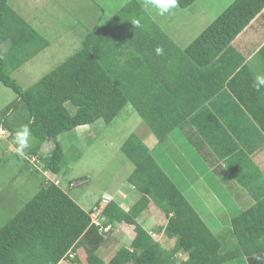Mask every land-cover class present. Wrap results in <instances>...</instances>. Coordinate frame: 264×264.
<instances>
[{"label":"trees","instance_id":"trees-1","mask_svg":"<svg viewBox=\"0 0 264 264\" xmlns=\"http://www.w3.org/2000/svg\"><path fill=\"white\" fill-rule=\"evenodd\" d=\"M9 1L0 0V83L16 96L0 110V129L8 131L0 140H13L26 126L35 139L28 156L43 165L41 174L69 170L62 133L99 119L110 123L126 104L157 145H181L196 156L179 152L176 158L171 151L168 164L161 160L165 150L155 155L131 133L121 149L133 164L127 191L139 196L125 207L109 201L98 224L90 213L102 195L83 208L61 180L42 174L35 194L0 227V264H226L238 257L264 264V86H255L264 76V29L257 18L264 0H234L184 47L129 3L88 30L71 56L27 88L10 73L49 41ZM137 19L141 27L134 26ZM46 141L54 147L41 155ZM193 160L206 168L217 203L199 197L195 185L189 196L183 189L195 178ZM86 177L70 179L69 187ZM207 203L224 216L216 218L218 209ZM149 204L158 212L147 227L139 217ZM128 226L134 234L126 245L120 239ZM116 245L106 259L98 253Z\"/></svg>","mask_w":264,"mask_h":264},{"label":"rangeland","instance_id":"rangeland-1","mask_svg":"<svg viewBox=\"0 0 264 264\" xmlns=\"http://www.w3.org/2000/svg\"><path fill=\"white\" fill-rule=\"evenodd\" d=\"M233 1L195 0L188 7L183 8L177 5L167 13L160 15L159 10L147 4L146 0H10V5L16 13L18 12L49 41V45L45 49L39 51L18 69L13 70L10 76L23 88L31 86L71 56L81 46L83 35L88 30H92L101 24L108 15L129 3L132 6L142 7L178 46L184 47ZM15 96V92L11 88L0 83V110ZM7 132L2 134L3 138H7ZM131 133L138 136L155 155L165 150L166 154L161 160L167 161L168 164L171 163L173 157L171 151L178 153L176 158L180 153L191 159L196 156L191 151L189 152L188 148H182L181 145L172 146L168 142L157 145L155 136L129 104L123 106L110 123L99 119L92 124L64 132L58 137V140L63 149V159H65L66 167L69 170L66 174H59L57 177L61 180V187L68 191L83 208L88 205L87 203L91 199L101 196L103 193L111 194L122 202L121 205L127 203L131 205L132 201H135L139 196L134 190L127 191L130 185L126 178L131 173L133 164L121 149ZM34 143L35 139L30 135L29 148ZM175 144L177 145V143ZM53 147L52 141H46L41 146L39 153L43 155ZM16 148L14 139L0 140V227L35 194L43 179L42 166L36 165L38 161L34 156H28V148L24 150L22 158H19ZM160 164L168 167L161 162ZM191 164L195 169L197 168L194 160ZM34 166L38 170L37 173L34 172ZM200 168L198 166L196 169L194 180L190 179L183 189L186 188V194L189 196L195 185L196 188H200V194L205 200L211 198L212 202L217 203L219 196L214 197L211 192L212 184L205 172L206 168ZM44 175L47 179L53 178L51 173L46 172ZM81 175L87 176L83 180L84 183L81 180L70 188L68 181ZM184 177L186 176L184 175ZM213 193L219 195V191L216 189H213ZM205 200L201 205L207 202ZM248 200L247 197H243V201L248 202ZM219 202L223 203L222 200ZM235 202L241 204V200ZM207 205L212 207L211 203H207ZM232 208L233 211L237 210L235 207ZM212 209H218V213L215 214L216 218L224 216L221 207H212ZM157 212V208L153 204H149L139 220L145 221L149 227L148 220L153 222L152 220L157 218ZM158 218L159 223L163 222L164 224L165 218L163 216ZM132 236L133 229L130 226L129 234L124 235L120 240L128 245ZM167 243L170 244L169 241ZM116 246L112 248V251L118 248ZM103 251L104 248H101L98 253L106 259L111 252L104 251L102 253ZM179 258L182 259L184 256L180 255ZM238 258L235 261L230 260L226 264H246L242 262L245 260L244 257Z\"/></svg>","mask_w":264,"mask_h":264},{"label":"clouds","instance_id":"clouds-1","mask_svg":"<svg viewBox=\"0 0 264 264\" xmlns=\"http://www.w3.org/2000/svg\"><path fill=\"white\" fill-rule=\"evenodd\" d=\"M146 3L154 6L156 9H158L160 15H163V14L167 13L170 9L175 8L177 6V0H146ZM133 23H134L135 27H141V22H140L139 19L135 20ZM163 51H164L163 47H160V46L156 47V49H155V52H156L157 55H162ZM255 86L258 87V88L260 86H264V76H259L258 75L256 77ZM3 133H4L3 130L0 129V136H3L2 135ZM29 136H30V131H29V129L26 126L20 128V129H18L16 131L14 140H15V143L17 145L16 152H17V154L19 156H23L24 155V150L30 147V145H29ZM41 166L43 167L42 164H41ZM46 172L51 173L53 175V178L51 179V181H53L55 183H58L60 181L55 173H53L51 171H48V170H44L43 174H45ZM106 196L110 197V199L108 201H104V197H106ZM114 199H115V197L112 196L109 193H103L102 194V198H101L99 204L97 206H93L92 212L90 213L92 222H94L93 221V217H92V214L95 213L94 207H98L99 208V212H98V214L96 216V219L98 220V223H100L99 214L101 213L103 207L109 201L114 200ZM123 202H124V200H123ZM125 205H129V204H125ZM125 205L122 204V206H124V207H125ZM94 223H96V222H94ZM98 223H96V224H98ZM128 227L130 228V226H128ZM131 227L133 229V226H131ZM104 229H107V228H104ZM133 234H134V230H133ZM112 252L113 251L111 249V253ZM111 253L109 254V256L111 255ZM178 256H180V254H178Z\"/></svg>","mask_w":264,"mask_h":264},{"label":"crops","instance_id":"crops-1","mask_svg":"<svg viewBox=\"0 0 264 264\" xmlns=\"http://www.w3.org/2000/svg\"><path fill=\"white\" fill-rule=\"evenodd\" d=\"M257 18H260L261 19V26H262V28L264 29V11H263V13H260L258 16H257ZM260 22V21H259ZM234 45H236V44H234ZM242 45H244V44H239V46H241L240 48H241V51L243 50V49H245V48H243L242 49ZM237 46V45H236ZM237 49L238 50H240L238 47H237ZM241 193V192H240ZM241 195H242V193H241ZM243 196V195H242ZM199 197H202L203 199H204V197L199 193ZM93 202V201H92ZM129 230H130V228L128 227V228H126V227H124V231H125V235H127V234H129Z\"/></svg>","mask_w":264,"mask_h":264},{"label":"built area","instance_id":"built-area-1","mask_svg":"<svg viewBox=\"0 0 264 264\" xmlns=\"http://www.w3.org/2000/svg\"><path fill=\"white\" fill-rule=\"evenodd\" d=\"M109 199H110L109 196L104 197V201H108ZM94 210H95V213L92 214L93 221L98 223V220L96 219V216H97V214L99 212V208L98 207H94Z\"/></svg>","mask_w":264,"mask_h":264}]
</instances>
